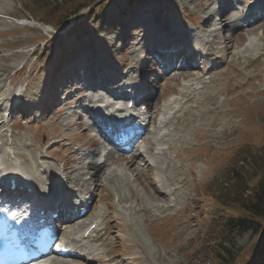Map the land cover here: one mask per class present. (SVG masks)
<instances>
[{"label": "rangeland", "instance_id": "1", "mask_svg": "<svg viewBox=\"0 0 264 264\" xmlns=\"http://www.w3.org/2000/svg\"><path fill=\"white\" fill-rule=\"evenodd\" d=\"M249 1L103 0L90 10H81L75 18L72 12L77 0H0V153L3 148L12 150L40 185L48 175H42L37 165L46 163L63 179L64 188L71 187L67 196L77 191L73 197L94 198L89 202L87 218L79 222L87 226L100 213L98 234L92 238L102 240L92 242L91 246L101 254V263L258 262V247L264 243V219L251 221V229L242 234L225 235L229 230L226 222L249 217L244 205L251 201L256 182L264 177V0L260 4ZM223 4L231 7L229 11L224 15L214 13L216 6ZM253 7L257 14L249 15L253 18L237 30L239 21L234 19L245 17ZM89 13L91 18L81 25ZM221 20L229 26L222 27ZM76 21L80 23L75 24ZM45 25L53 32L43 28ZM248 28L254 31L251 33ZM182 43L185 47H197L200 53L209 52L212 57L203 61L198 55L189 66L178 69L185 57L167 60L162 66L150 55L156 45L172 50ZM228 43L232 50L227 54L222 47ZM245 45L248 51L243 52ZM173 67L175 70L170 71ZM101 70L105 79L112 77L131 86V95L141 88L142 93L150 96L146 104L149 113L160 112V105L168 100L177 101L172 106L174 111L181 110L165 120L169 124L164 128V140H159L162 134L157 135L156 123L152 124L155 130L150 127L144 134L145 139L151 136L146 148L154 142L153 147L161 145L157 148L163 149L156 167L148 169L147 160H139L125 177L119 160L117 165L101 170L102 179L99 176L96 188L90 176L94 181L95 171L101 166H87L77 152L83 151L82 145L99 140L93 144L96 159L103 147L101 137L87 125L92 121L87 94L93 95L95 86L100 87L97 81ZM183 73L186 77L201 78L183 81L179 77ZM173 78L179 79V85L171 81ZM83 82L93 85L87 93L82 89ZM188 84L203 95L189 103L168 96L187 91ZM19 92L24 100L15 112L12 102L15 103ZM213 101L222 113L216 116L218 123L211 130L209 124L214 117L195 116L207 107L212 108ZM22 109H27V113L21 119L18 113ZM185 115L193 123L177 129L174 119L183 120ZM185 128L190 132H185ZM53 142L56 146L49 153L60 163L45 152ZM168 146L173 152L168 151ZM106 153L111 157H128L134 152L122 154L110 149ZM65 166L70 171L63 175ZM112 166L120 171L105 182L104 175ZM86 171L92 174L86 176ZM179 172L180 184L164 186L170 180L177 182ZM70 178L78 179V183L67 185L64 181ZM89 188L96 194L85 191ZM157 189L170 192L168 205L154 201ZM163 215L166 217L161 218ZM83 226L77 231L85 230ZM58 235L65 237L62 230ZM218 242H227L224 246L228 257L224 262L218 258ZM62 260H57V264Z\"/></svg>", "mask_w": 264, "mask_h": 264}, {"label": "bare ground", "instance_id": "2", "mask_svg": "<svg viewBox=\"0 0 264 264\" xmlns=\"http://www.w3.org/2000/svg\"><path fill=\"white\" fill-rule=\"evenodd\" d=\"M242 1H244L245 3H249L250 1L249 0H242ZM261 2V1H263V0H254V2ZM254 2H253V4H252V6H254L255 4H254ZM252 3V2H251ZM264 10V7L261 9V11H263ZM220 12L221 11V14H226L227 13V8H225V5L223 4L222 5V7L220 8H216L215 10H214V13L215 12ZM210 15V14H209ZM235 15V14H234ZM228 16V15H227ZM237 16V15H236ZM225 18H226V16H225ZM253 17L252 16H250V17H247L246 18V20L245 21H243V22H240V24L237 26V30H239V26H241V24H246L247 22H249L251 19H252ZM224 21V20H223ZM222 20H221V26L222 27H226V26H229L228 24H226V23H224ZM233 21V20H232ZM229 22H230V20H229ZM237 22V21H236ZM233 23V22H232ZM204 24H210L209 23V21H208V23H206L205 21H204ZM213 26V25H212ZM221 27V28H222ZM248 29H250V31H251V33L254 31L253 29H251V28H248ZM239 32V31H238ZM174 48V47H173ZM197 49V47L195 48V49H193L192 50V52L191 53H189V54H184V56H182L181 54H180V52L181 51H183L182 49H180V50H176V51H174V52H171L170 53V55L168 54V53H162L161 54V61H160V63H164V62H166L167 60H172V62L176 59H181L182 60V58L183 57H185L184 59H183V61L179 64V68L178 69H180V68H183V67H187V66H189L191 63H192V61L193 60H195L196 59V57L198 56V50H196ZM222 50L225 52V53H227V52H229V51H231L232 50V45L230 44V43H228L226 46H224V47H222ZM246 51H248V49L246 48V49H244V51L243 52H246ZM180 54V55H179ZM228 54V53H227ZM179 57V58H178ZM199 59L200 60H207L208 58H211L212 57V54H201V55H199ZM230 58H228V59H226V60H229ZM203 60V61H204ZM146 68V67H145ZM170 71H172V70H175L174 69V67L172 68V69H169ZM169 71V72H170ZM100 76H101V78L103 77V74L101 73L100 74ZM179 77L181 78V80H187V79H189V78H191V79H193L192 81H197L198 79H200L201 77H195V76H193V75H191L190 77H186V74H179ZM103 82H100V84H104V83H106L105 85H107V84H109V85H112L113 83H116V82H112V83H110V82H107V81H105V80H102ZM172 82H175L176 84H178L179 85V83H180V81H179V79H177V78H173L172 80H171ZM90 84V83H89ZM89 84H85V87L83 88V89H85V91H86V93H87V91H88V89H90L93 85H89ZM84 86V85H83ZM188 86V89H187V91H180L179 92V94H178V96L179 97H184L185 98V103H189V102H191L192 100H194L195 99V97H197V95L198 96H201V95H203V94H201V91H196L195 89L193 90L192 88H193V84H188L187 85ZM145 87V86H144ZM72 88H74V86L72 87ZM186 88V87H185ZM99 89V91H97ZM100 89H102V87H96L95 86V92L93 93V95H88L87 94V103H88V105L90 106V108L94 111H96L97 113H108V114H110V113H112L113 111H115L114 109L115 108H113L112 106H111V104H103L102 102V98H100L99 96L100 95H98V94H100ZM141 89V88H140ZM103 90V89H102ZM186 90V89H185ZM104 91V90H103ZM145 91V90H144ZM190 92V93H188L187 94V92ZM97 92H98V94H97ZM130 92V91H129ZM129 92L126 94L125 92H124V96H122V97H124V98H127L128 97V101H127V104H129V102H130V94H129ZM142 92V91H141ZM131 93V92H130ZM22 95V93H20L19 92V95ZM24 94V93H23ZM129 94V95H128ZM141 94V93H140ZM146 94V93H145ZM145 94H143V95H141L142 97L144 96V102H145V104H148V102H149V100L151 99V97L150 96H148V95H145ZM110 96H112V95H110ZM215 97V96H214ZM15 99V98H14ZM125 101V100H123V99H120V98H117L116 100H115V103H116V101ZM12 102V101H11ZM97 103H102L103 105L102 106H97ZM175 104H176V101L174 102ZM12 104L14 105V109H13V111H15L16 112V107H17V103H14V102H12ZM126 104V105H127ZM213 107L211 108V107H207V109L206 110H202V111H200V112H198L197 114H196V116L195 117H197V118H199V119H201V118H204V117H206V116H212V117H214V121L213 122H211L210 124H209V128L212 130L213 129V127H214V125L215 124H217L218 123V121L215 119L216 118V116L217 115H219V114H221L222 113V110L220 109V107L219 106H216V104H215V102L213 101V105H212ZM162 107H163V109H161L160 108V113L161 114H164V113H166L170 108V104L169 103H164V105H162ZM96 108V109H95ZM110 108V109H109ZM91 109H90V111H91ZM13 111H11V112H13ZM25 112H26V110H24ZM10 112V113H11ZM159 112V111H158ZM98 119H99V122H98V124L100 125V127H101V125L103 124L104 126H105V122H104V120L103 119H106L105 118V116L103 117H98ZM174 121H175V125H176V127H177V129H179V128H182V126H184V127H188V126H190L192 123H193V120H192V118L191 117H189L188 115H185V117H184V119L183 120H179V119H174ZM2 123V125L4 124V121H1ZM90 122V121H89ZM87 123V125H88V127L89 128H93L94 126H95V128L97 127L96 126V124L94 123V120L93 121H91V123ZM153 123H155V122H153ZM157 123V122H156ZM163 127L164 128H166L167 126H168V124H169V122L168 121H165L164 120V122H163ZM7 128L8 129H10V126H7ZM84 130H87V128H85ZM185 130V132H188L189 131V129L188 128H185L184 129ZM196 131H199V128L196 130ZM158 132L160 133V130H158ZM190 132V131H189ZM158 133V134H159ZM157 133H155V135H156ZM157 134V135H158ZM186 134V133H185ZM188 134H190V133H188ZM164 137H165V134H162L161 135V138L159 139V140H164ZM166 138V137H165ZM149 139V138H148ZM150 140V139H149ZM180 141V140H179ZM97 142V140L95 139L94 140V142L93 143H91L90 145H93V144H95ZM98 143V142H97ZM180 143L181 144H186V141L185 140H181L180 141ZM54 145L56 146V143H54ZM153 146H155V143L154 142H151L150 144H149V146H147V151H146V155H147V157L148 158H151L152 160V164L151 163H146V168H148V169H150V168H152V167H156L158 164H159V161H158V159L161 157V155H162V153H161V151H162V149H159L158 151H160V152H155L154 151V149L152 148ZM49 150H47V151H45L48 155H51L49 152H48ZM168 151L169 152H173V149H172V147H170V146H168ZM1 154V157H0V178H2V177H4V176H6V180L8 181V183H9V181H10V178H13V176L14 175H16V180L17 179H19V178H25V179H27V177H30L31 175H30V171H29V169L27 168V166H25V163H24V161L23 160H21L20 158H19V156H15V154H13V151L12 150H10L9 148H6V149H4L3 148V150H2V152L0 153ZM85 155V153H83V151H82V153L79 155L80 157H82V158H84L83 156ZM98 158L96 159V161L94 160V162H92L91 164H93V166H94V168L95 167H99V166H101V168H100V170L98 171V170H96L95 172H96V174H97V176H98V178H97V176H96V179H94V181H93V177H92V175L90 176L91 178H90V181L92 182V184H95V187L97 188V186L99 185V183H100V180H99V176L101 175L100 174V172H101V170L103 169V168H105V167H109L110 165H117L116 164V162L117 161H119V160H121V162H122V164H123V166H124V170H121L124 174V176L125 177H128L126 174L128 173L127 171H131V168H132V166H134L136 163H138V160H140L141 159V153H137V154H128V155H126V156H128V157H121V156H119V154H116V156H114V157H111L108 153H106L105 155H101V153L99 152L98 154ZM7 157H10V159H7ZM41 157V156H40ZM86 157V156H85ZM42 158V157H41ZM56 162H58V161H60V159L59 158H55L54 159ZM97 162V163H96ZM37 165V164H36ZM37 168H39V169H42V171H41V174L42 175H45V174H47L48 175V177H44L43 178V184L42 185H40V182H39V180L37 179V178H35V177H33V178H31L32 179V183H33V186H34V193H32V194H36V196H38V197H40V198H46V201H48L49 199H51V201H52V203L51 204H53V208L56 210V213H58V215L60 216V217H62L61 218V220H63L64 222H63V225H62V227H64L62 230H64V235H65V239H64V241H62V243L64 244L63 245V247L65 248V249H67L68 250V255H66V257H62V258H64V260H62V261H60V264H106L105 262L104 263H101L100 262V256H101V254L99 255V252H98V250L96 249V248H94L93 246H91V243L92 242H100V240H102L101 238H99V239H94V238H96V237H94V238H91L90 239V236H91V234L89 235V236H87V237H85V232L88 230L87 228L91 225V224H93L94 222H89L90 224H87V226H83L84 224H85V222H79L78 221V223L77 224H73L74 223V221H72L73 219L74 220H76L77 218H78V212H79V210L80 209H82L83 207H84V205H79V206H76L77 205V203H79L80 204V202L77 200V199H79V197L77 196V195H75L74 197H73V199H75V201L73 202V201H71V198L70 197H68L67 196V194H68V191H71L70 189H68V188H64L63 187V183H62V181H63V179H61L60 177H59V175H58V173L51 167V166H47L46 165V163H40V164H38L37 165ZM69 169L66 167V168H64V170H63V174L64 175H66L67 173H69ZM117 171H120V168H118L117 166H112L111 167V169L109 170V173H107L106 175H104V181L105 182H110L115 176V174H116V172ZM94 174V173H93ZM177 176V182H174V180H170L169 182H167L166 183V185H164V186H166V187H174L175 186V184H180L181 182H179V178H180V172L176 175ZM100 178H101V176H100ZM173 178V177H172ZM102 179V178H101ZM18 182V181H17ZM64 182H66L67 183V185L68 184H76V183H78V179H75L74 178V180H72L71 178L70 179H66ZM174 185V186H173ZM29 187V186H28ZM153 187V186H152ZM14 190H16V192L17 193H19V191H21V190H18V188H16V189H14ZM64 192H63V191ZM6 192H13V191H11V190H7L6 189V191H5V193ZM46 192H47V195H45L46 194ZM160 192V193H159ZM170 193V192H169ZM169 193H167V192H164V191H159L158 189L156 190V196L154 197V201L155 202H162L163 204H166V205H168V202H169V198H170V194ZM91 198V195L90 196H86V198ZM84 199L85 198H82V200L84 201ZM92 200H94V198H91ZM66 200V201H65ZM158 200V201H157ZM78 201V202H77ZM61 203V204H60ZM65 203H68L69 204V206H70V208L68 209V210H65V211H63V207H65L66 205H65ZM83 206V207H82ZM88 211H87V213L86 214H88V212L90 211V209L91 208H89V204H88ZM92 207V206H91ZM93 209V208H92ZM74 210H76V214L73 212ZM66 212V215L64 214ZM85 214V215H86ZM100 213H97L96 215H94V217L95 218H98V217H100V215H99ZM85 215H84V217H85ZM84 217H83V219H84ZM93 217V218H94ZM87 218V217H86ZM94 218V219H95ZM71 220V221H70ZM99 220V219H98ZM90 221H92V220H90ZM94 221V220H93ZM86 222H88V221H86ZM99 224V223H98ZM80 226H83V227H85V228H83V227H81L82 229H85L84 231L82 230V231H77L78 230V228L80 227ZM61 226H60V228H62ZM95 230H98V225H96L95 226V228H94ZM100 232V231H99ZM77 233H79V235L77 234ZM76 234L78 235V236H76ZM98 234V233H97ZM104 234V233H103ZM103 236V235H102ZM65 240H67V241H65ZM70 252H72V255H71V253ZM105 252V251H104ZM65 256V255H64ZM110 261V260H109ZM108 261V262H109ZM53 264H57V261H55V262H53Z\"/></svg>", "mask_w": 264, "mask_h": 264}, {"label": "trees", "instance_id": "3", "mask_svg": "<svg viewBox=\"0 0 264 264\" xmlns=\"http://www.w3.org/2000/svg\"><path fill=\"white\" fill-rule=\"evenodd\" d=\"M102 1L103 0H77L76 7L74 8L72 14L74 17H77L81 10H90L96 4L100 5ZM255 185L254 193L250 199L251 201H248L247 204L244 205V209L249 217H237L226 222L229 226V230L225 233V235L233 234L235 232L242 234L244 231L251 229V221L264 219V177L258 180ZM213 243H216V240H213ZM226 243L227 242H218L221 250V253L218 254V258L223 262L226 261V258L228 257V253L226 252L224 246ZM260 247H258V256H260L261 260L256 264H264V243L262 248Z\"/></svg>", "mask_w": 264, "mask_h": 264}]
</instances>
